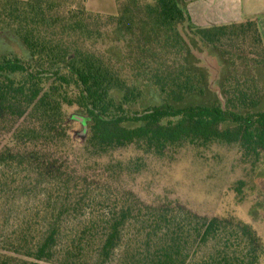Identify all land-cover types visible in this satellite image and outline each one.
<instances>
[{
  "label": "trees",
  "instance_id": "16d2710c",
  "mask_svg": "<svg viewBox=\"0 0 264 264\" xmlns=\"http://www.w3.org/2000/svg\"><path fill=\"white\" fill-rule=\"evenodd\" d=\"M85 2L0 0V37L14 45L0 52V196L45 182L9 231L0 225V264H261L252 226L143 200L132 186L188 151L258 166L257 22L199 27L184 0H116L114 16ZM204 51L219 61L218 95ZM75 114L89 119L84 137Z\"/></svg>",
  "mask_w": 264,
  "mask_h": 264
},
{
  "label": "rangeland",
  "instance_id": "374dc122",
  "mask_svg": "<svg viewBox=\"0 0 264 264\" xmlns=\"http://www.w3.org/2000/svg\"><path fill=\"white\" fill-rule=\"evenodd\" d=\"M109 7L108 5L105 11L93 13L111 16L118 14L116 2L110 9ZM9 40L17 44V47L20 46L13 36ZM13 49L14 45L1 36L0 52ZM199 59L209 70L210 87L218 95L217 81L220 72L218 59L207 51L200 53ZM76 129L81 132L83 127L79 124L76 125ZM7 135L5 132L0 134V151L4 148L3 139ZM0 165L5 164L0 162ZM1 166L0 172L3 170ZM44 183L43 181L35 189L26 184L15 194L0 196V225L4 226L3 229L9 231L15 214L19 212L25 214L38 203L45 193ZM132 186L143 200H163L168 196L176 201L180 208L198 217L241 221L248 224L264 245V156L252 171L250 167L240 162L238 154L233 151L220 150L219 156L206 155L203 159L196 158L188 151L174 164L155 165L147 176L133 181ZM3 209L6 216L1 212ZM8 209L10 211L7 212ZM89 213L90 209L85 207L73 218H84ZM261 264H264V258Z\"/></svg>",
  "mask_w": 264,
  "mask_h": 264
},
{
  "label": "crops",
  "instance_id": "0c3cea01",
  "mask_svg": "<svg viewBox=\"0 0 264 264\" xmlns=\"http://www.w3.org/2000/svg\"><path fill=\"white\" fill-rule=\"evenodd\" d=\"M192 23L199 27L255 20L264 41V0H184ZM116 0H86L88 11L102 12Z\"/></svg>",
  "mask_w": 264,
  "mask_h": 264
},
{
  "label": "water",
  "instance_id": "95a60500",
  "mask_svg": "<svg viewBox=\"0 0 264 264\" xmlns=\"http://www.w3.org/2000/svg\"><path fill=\"white\" fill-rule=\"evenodd\" d=\"M73 119L78 121L79 123H81L83 129L80 132V135L82 137H84L86 132H87V129H88V120L89 119L87 117H84V116H81V115H78V114L73 115Z\"/></svg>",
  "mask_w": 264,
  "mask_h": 264
}]
</instances>
